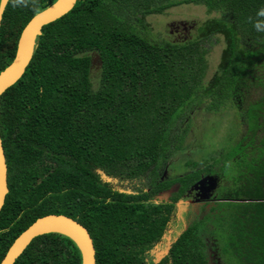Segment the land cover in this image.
<instances>
[{
  "label": "trees",
  "instance_id": "16d2710c",
  "mask_svg": "<svg viewBox=\"0 0 264 264\" xmlns=\"http://www.w3.org/2000/svg\"><path fill=\"white\" fill-rule=\"evenodd\" d=\"M53 1L39 0L35 10L6 1L0 70L23 25ZM187 3L217 15L185 40L149 39L146 15ZM260 6L264 0H75L43 25L23 73L0 94L8 189L0 260L35 218L56 213L87 230L94 264H153L147 251L160 242L174 203L201 176L220 174L227 182L213 189L208 212L180 229L156 264H216L214 253L225 264H264V33L247 22ZM216 36L222 47L204 81ZM228 106L245 133L218 169L217 158L190 160L188 171L158 181L164 161L182 149L189 126L182 120ZM98 170L118 180L146 175L150 189H113ZM171 184L170 201L151 200ZM12 264H80V256L72 240L49 232L33 237Z\"/></svg>",
  "mask_w": 264,
  "mask_h": 264
},
{
  "label": "rangeland",
  "instance_id": "374dc122",
  "mask_svg": "<svg viewBox=\"0 0 264 264\" xmlns=\"http://www.w3.org/2000/svg\"><path fill=\"white\" fill-rule=\"evenodd\" d=\"M216 15V12H206L205 8L200 4L187 3L170 7L163 13L148 14L145 20L149 24V39L160 41L175 38V34L168 32V24L170 23L184 21L187 23L193 22L196 25L206 18ZM193 30L194 29L190 30L189 36L193 34ZM216 38L218 39L210 47L206 55L207 68L204 81L208 79L214 71L222 47L221 38L218 36H216ZM91 80L93 84H96V77L94 75L91 76ZM254 95H256V93L252 94V96ZM193 113V117L190 119L186 118L180 123L182 127L189 125L181 142L182 149L174 151L173 154L164 161L162 169L163 174L174 176L175 174L188 171L190 168L185 165L186 161L191 160L202 163L210 159L213 161L215 158L219 159L214 163L215 169L217 170L222 162L223 152L231 150L232 140L240 139L245 133V127L238 122L239 116H236V111L233 107L228 106L218 112H205L199 108V110L196 109V112ZM218 175H203L199 181L188 190H195L198 194L201 193L198 195V197H201L200 199L190 201L189 196H184L177 200L174 216L167 223L161 242L156 244L150 251V257L154 261L165 254L166 247L178 234L180 229L184 228L192 220L203 217L208 212L210 204H207V202L214 196L213 192L216 189L215 187H217L216 185L227 182L226 176L220 175V178H218ZM110 181L122 189L138 188L142 187L144 184L143 180H141L140 183H131V181H122L114 177ZM176 188V184L172 185L168 189L158 192L154 198H156L157 201H168L169 196L175 192ZM188 191L186 194H188ZM196 204H199V206ZM211 258L215 259L216 264H225L222 260L223 256L219 255V253H214V255H211Z\"/></svg>",
  "mask_w": 264,
  "mask_h": 264
},
{
  "label": "water",
  "instance_id": "95a60500",
  "mask_svg": "<svg viewBox=\"0 0 264 264\" xmlns=\"http://www.w3.org/2000/svg\"><path fill=\"white\" fill-rule=\"evenodd\" d=\"M6 1L0 0V14ZM74 2L75 0H54L27 20L17 37L12 59L0 70V94L23 73L41 27L65 14ZM179 22L185 24V22ZM98 173L104 180H111V177L106 176L102 171L98 170ZM7 190L6 165L0 141V208ZM49 232L59 233L74 242L79 251L80 264H94V247L87 230L71 217L56 213L44 214L28 224L9 244L0 264H12L33 237Z\"/></svg>",
  "mask_w": 264,
  "mask_h": 264
},
{
  "label": "flooded vegetation",
  "instance_id": "af4514ba",
  "mask_svg": "<svg viewBox=\"0 0 264 264\" xmlns=\"http://www.w3.org/2000/svg\"><path fill=\"white\" fill-rule=\"evenodd\" d=\"M182 22H184V21H182ZM168 32L169 33H172V34H175V38H174V40H176V39H178V40H185V39H187L188 37H189V32H190V30L191 29H195L196 28V25L192 22V23H187V22H185V24L183 25L181 22H179V21H177V22H174V23H170V24H168ZM96 59V58H95ZM94 58L92 59V62L94 61V63H95V60ZM96 64H98V62L96 63ZM162 169H163V167H162ZM165 177H172V176H168V175H166V174H163L162 173V171H161V174H159V176H158V181L159 180H162L163 178H165ZM113 177H111V179H112ZM114 178H117V177H114ZM118 179V178H117ZM125 180H127V181H131V183H137V182H139L140 183V181L141 180H143L144 181V184H143V186L141 187V188H144V189H147V190H149L150 188V186H149V184H150V180H149V178L145 175V176H143V177H140V178H138V179H123L122 181H125ZM109 183H110V185L112 186V188L113 189H117V190H124L125 192H127V193H130V192H135V190H134V188L133 189H122V188H119V186H117V185H115L114 183H111V181H109ZM172 185H175V184H171L170 186H172ZM177 185V184H176ZM169 186V187H170ZM168 187V188H169ZM218 187V186H217ZM140 188V187H139ZM167 188V189H168ZM191 188V187H190ZM164 190H166V189H164ZM176 190H177V188H176ZM176 190H175V192H176ZM161 191H163V190H161ZM213 191V190H212ZM158 192H160V191H158ZM158 192H156V193H154L153 194V197H152V201H157V199L156 198H154L155 197V195L158 193ZM175 192L171 195V196H173L174 194H175ZM201 193H196V191L194 190H190V191H188V194H183L182 196H180L179 197V199L181 198V197H184V196H186V197H188L189 196V199H190V201H195V200H197V199H200L201 197H198V195H200ZM213 197L207 202V204H210L209 205V207L212 205V200H214L215 199V195H216V193H214L213 192ZM171 196H169V200L168 201H170V198H171ZM160 201H163V200H160ZM159 201V202H160ZM174 205H176V203H174ZM188 205H193V204H188ZM197 206H199V204H196ZM196 205H194V206H196ZM196 206V207H197ZM174 216V214L172 215V217ZM171 217V218H172ZM170 218V219H171ZM169 222V221H168ZM187 226V225H186ZM167 227V226H166ZM166 230V229H165ZM165 232V231H164ZM164 234V233H163ZM163 236V235H162ZM161 239H162V237H161ZM174 239V238H173ZM160 242H161V240H160ZM171 243V242H170ZM156 245V244H155ZM155 245H153L148 251H147V255L149 256V258L152 260V263L153 264H156V263H158L159 262V260L165 255V254H163V256L162 257H160L159 259H157L156 261H154L151 257H150V251H151V249L155 246ZM169 246V245H168ZM168 246L166 247V251H165V253L167 252V248H168Z\"/></svg>",
  "mask_w": 264,
  "mask_h": 264
},
{
  "label": "clouds",
  "instance_id": "9594fccd",
  "mask_svg": "<svg viewBox=\"0 0 264 264\" xmlns=\"http://www.w3.org/2000/svg\"><path fill=\"white\" fill-rule=\"evenodd\" d=\"M12 7L37 9L39 7V0H10ZM3 16L0 14V22ZM247 22L252 25V28L257 33H264V6H260L255 10L253 15L247 17Z\"/></svg>",
  "mask_w": 264,
  "mask_h": 264
}]
</instances>
